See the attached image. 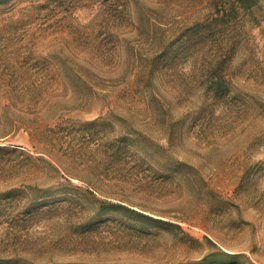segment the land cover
I'll list each match as a JSON object with an SVG mask.
<instances>
[{
  "label": "rangeland",
  "instance_id": "374dc122",
  "mask_svg": "<svg viewBox=\"0 0 264 264\" xmlns=\"http://www.w3.org/2000/svg\"><path fill=\"white\" fill-rule=\"evenodd\" d=\"M209 2L0 0V264H264V0Z\"/></svg>",
  "mask_w": 264,
  "mask_h": 264
},
{
  "label": "trees",
  "instance_id": "16d2710c",
  "mask_svg": "<svg viewBox=\"0 0 264 264\" xmlns=\"http://www.w3.org/2000/svg\"><path fill=\"white\" fill-rule=\"evenodd\" d=\"M209 4L212 8V14L210 18H208L209 20H207L210 29L213 28L214 24H217V22H212V21H219L221 19H225L227 20V22H231L230 20L238 16L240 17L248 16L251 19H255L258 15L257 14L258 9L260 8V0H210ZM203 22L204 19L193 21L186 30V35L183 38L184 41L189 43L194 42L195 38L201 35V30H202L201 28ZM206 70L208 72L207 85L211 88L213 94L216 96L225 94L227 92L226 91L227 86L226 83L224 82L225 75L223 74L222 69L219 66L218 62L215 63L214 65L208 66ZM127 132H128L127 134L129 135H127V137L124 138L125 139L128 138V142H134L136 138L140 137L139 134L134 135L130 130ZM149 147H151L149 144L147 145L143 144V146L141 147V149L144 151V153H142L143 155L147 154L146 149H148ZM103 209L120 211L121 214L127 217H131L137 220L138 222H147L146 224L148 226H158V227H168L169 225L179 226L176 223H173L167 219L153 216L148 213H144L136 208L130 207L120 202H115V201L105 202L103 203V205L100 206L99 211H102ZM215 254H218L220 257L214 258L213 256H215ZM235 260L240 261L242 263L253 264V262H251L249 257L242 252H229L222 249L211 250L206 254H204L199 259L191 261L188 264H208L212 262L227 263Z\"/></svg>",
  "mask_w": 264,
  "mask_h": 264
}]
</instances>
